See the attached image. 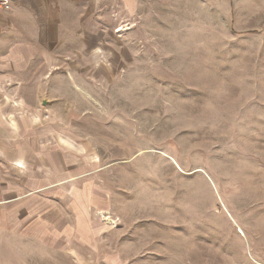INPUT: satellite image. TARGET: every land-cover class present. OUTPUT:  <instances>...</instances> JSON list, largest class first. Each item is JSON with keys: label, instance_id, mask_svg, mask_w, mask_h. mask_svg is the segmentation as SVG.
Returning <instances> with one entry per match:
<instances>
[{"label": "rangeland", "instance_id": "obj_1", "mask_svg": "<svg viewBox=\"0 0 264 264\" xmlns=\"http://www.w3.org/2000/svg\"><path fill=\"white\" fill-rule=\"evenodd\" d=\"M74 30L0 83V264H264V0Z\"/></svg>", "mask_w": 264, "mask_h": 264}, {"label": "crops", "instance_id": "obj_2", "mask_svg": "<svg viewBox=\"0 0 264 264\" xmlns=\"http://www.w3.org/2000/svg\"><path fill=\"white\" fill-rule=\"evenodd\" d=\"M0 10V83L19 82L38 58L76 36V3L91 0H5ZM95 1V0H94ZM72 28V31H70ZM68 58V57H67Z\"/></svg>", "mask_w": 264, "mask_h": 264}, {"label": "built area", "instance_id": "obj_3", "mask_svg": "<svg viewBox=\"0 0 264 264\" xmlns=\"http://www.w3.org/2000/svg\"><path fill=\"white\" fill-rule=\"evenodd\" d=\"M9 4L5 0H0V10L1 9H8Z\"/></svg>", "mask_w": 264, "mask_h": 264}]
</instances>
